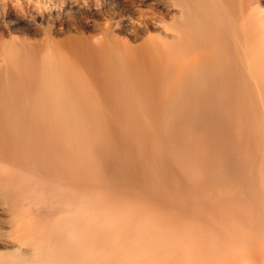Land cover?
Returning a JSON list of instances; mask_svg holds the SVG:
<instances>
[{"label":"bare ground","instance_id":"1","mask_svg":"<svg viewBox=\"0 0 264 264\" xmlns=\"http://www.w3.org/2000/svg\"><path fill=\"white\" fill-rule=\"evenodd\" d=\"M33 1L0 0V264H85L89 131L122 158L115 264H264V0ZM166 112L212 150L136 174Z\"/></svg>","mask_w":264,"mask_h":264},{"label":"rangeland","instance_id":"2","mask_svg":"<svg viewBox=\"0 0 264 264\" xmlns=\"http://www.w3.org/2000/svg\"><path fill=\"white\" fill-rule=\"evenodd\" d=\"M25 1H27L29 6L34 3L33 0H32L33 2L31 0H19V2H21L22 4H26ZM30 11H31V7H28L26 12H23V14L21 13V15H19L20 22L17 25H14L13 27L10 25L11 28L10 27L9 28L11 29L13 34L18 35V36L24 35L30 38H34V33L32 32L34 31L33 30L34 27L39 25L40 20L37 17L34 18L33 16H31ZM179 108L180 107H176L175 110L173 109L174 111V112L172 111L173 115L174 113L176 114L177 112L178 113L176 115L179 114V110H178ZM43 113L44 114L50 113V110H45L43 111ZM105 113H106L105 110L98 109L96 110V113L94 114L98 116H103ZM167 115L168 114L166 112L164 116L162 115V117L158 118L157 120L156 119L151 120L149 125L151 126V129H153V132L149 134L145 140L136 142L134 144L135 150L141 151L144 148L151 153L150 160L148 162L139 161L135 165L132 163L133 165L131 164V166H129V167L134 166L132 168V171L134 169V171H136V174H137V171L138 173L141 172L140 174H143L145 172L146 173L148 172L157 173L158 172V175L160 176V178L162 177L161 179H163L165 175V171H166L164 169L171 168V167L175 169L176 168L175 166H178V164L181 163L180 161L184 160L183 162L186 163L187 161H185V159L201 157L200 155L204 156L207 153L211 152L212 145L210 144V142H208L205 139L204 134H202V132H200L199 130H196L193 127V125H191V123H189L186 120H182V119L176 120L175 119V123H177L176 130L177 129L178 130L176 131L174 129V132H172L173 134H171L172 135L171 136L170 131L173 129V127L171 129V126L168 125L169 121L167 119H172V118L171 116L168 117ZM159 119H161V122L159 121ZM165 125L166 127L164 128ZM166 129L167 130L169 129L170 131H167ZM162 132H164L165 134ZM73 135L75 139L80 140V137L76 132H74ZM167 135H169L170 137L168 136L167 138ZM175 135L179 139L178 138L176 139ZM109 140H110L109 143L107 142L104 143L103 141L98 139L97 136H95L93 131L92 133L89 131L88 136L85 138V141L87 143V147H86L87 148V151H86L87 161H88L87 171H88V180L90 184V190L87 194V198L89 197L87 199L89 220L87 222L88 223L87 232H86L87 236L85 235L86 237L85 242L88 243L85 264H115L117 260V252L115 248L116 236H117L116 216H117V213H118L117 210L120 207L121 201L118 198H116V194H114L115 192H113L110 189V186L112 187L113 185L112 184L113 182L111 179H112V176L114 175V172H117L118 170V164L122 163V158L119 157V154L115 156L114 158L111 156V154H114L112 147L115 143H114V139L110 138ZM159 140L161 141V143ZM174 141L175 143H173ZM185 144L186 146H184ZM172 146L174 149H172ZM169 161H170V164H169ZM136 166L138 167L140 171L137 170ZM146 170H148V172ZM176 170L177 169H175V171ZM122 181H123L122 178L118 179V182L121 183ZM97 213L98 215H96Z\"/></svg>","mask_w":264,"mask_h":264}]
</instances>
